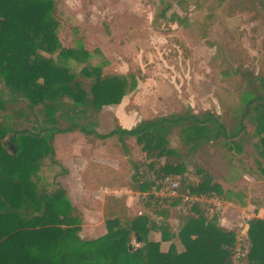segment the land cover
Instances as JSON below:
<instances>
[{
	"label": "trees",
	"instance_id": "16d2710c",
	"mask_svg": "<svg viewBox=\"0 0 264 264\" xmlns=\"http://www.w3.org/2000/svg\"><path fill=\"white\" fill-rule=\"evenodd\" d=\"M162 4L166 17L172 5ZM241 6L264 10V0ZM60 29L57 0H0V264H264V219L248 222L240 263L235 260L237 233L220 226L219 215L209 216L205 206L191 203L179 216L177 237L169 222L171 209L187 197L230 201V193L210 174L199 171L197 183L188 178L184 156L171 147L170 137L182 133L192 143L189 153H195L211 142H247L263 133L264 65L258 73H242L247 89L233 116L187 111L143 119L132 129L117 122L101 134L103 109L120 105L138 89V80L104 76L102 65H89L92 54L82 45H62ZM70 61L85 67L77 73L64 63ZM77 132L92 145L116 137L126 159L117 168L96 160L85 167V182L109 191L102 210L106 233L93 239L82 235L85 214L66 189L41 190L36 180L42 161L55 158L56 137ZM128 140L135 145L128 146ZM178 177L177 194L161 195L167 191L165 180ZM127 192L139 194L141 214L131 215ZM153 233L161 241L152 239ZM138 237L143 244L135 248ZM162 242L171 244L167 252Z\"/></svg>",
	"mask_w": 264,
	"mask_h": 264
},
{
	"label": "rangeland",
	"instance_id": "374dc122",
	"mask_svg": "<svg viewBox=\"0 0 264 264\" xmlns=\"http://www.w3.org/2000/svg\"><path fill=\"white\" fill-rule=\"evenodd\" d=\"M57 1L62 45L70 49L82 45L92 54L89 65H102L104 76H131L139 83L138 89L129 93L120 105L103 109L98 129L101 134L115 129L119 112L121 116L125 113L135 116L133 126L143 119L187 111L233 116V107L247 89L242 73L248 70L258 73L264 65V10L259 6L255 11L242 9L243 2L250 0H201V8L196 5L197 0ZM162 2L172 5L166 17L162 16ZM173 14L179 19L173 21ZM64 63L77 73L85 67L74 61ZM248 130L253 135L254 128L249 126ZM101 142L89 144L79 132L57 136L55 158H45L36 177L41 190L53 191L61 186L66 189L71 202L85 214L82 235L91 239L106 233L102 210L109 191L93 182L86 183L85 167L92 160L114 168L126 162L116 137ZM128 143L135 145L132 140ZM170 144L183 154L185 173L191 181L200 182L199 171L210 174L215 184L230 193V201L236 192H247L245 183L240 189L236 185L245 180L247 172L258 175L259 168L264 169V132L247 142L240 139L211 142L195 153H189L192 143L182 133H174ZM137 153L136 159L140 158ZM176 181L181 184V178ZM263 190L264 186L255 194ZM161 195L168 196L169 192ZM186 201L171 209L170 225L175 222L179 229V216L186 214L191 203L205 206L209 216L228 219L230 230L237 233V239H243L238 241L242 247L239 259L235 251L236 263H240L248 239L245 226L239 224L245 225L246 217L238 216L230 201L216 197H187ZM130 204L131 215L143 212L136 208V204H141L140 197ZM151 217L156 219L155 215ZM173 233L177 237L178 233L174 230ZM158 234L153 233L152 239L156 240ZM133 245L140 247L135 240ZM178 248L183 250L180 243ZM161 250L167 252L168 245L161 244Z\"/></svg>",
	"mask_w": 264,
	"mask_h": 264
},
{
	"label": "crops",
	"instance_id": "0c3cea01",
	"mask_svg": "<svg viewBox=\"0 0 264 264\" xmlns=\"http://www.w3.org/2000/svg\"><path fill=\"white\" fill-rule=\"evenodd\" d=\"M115 107V106H113ZM135 116H128L126 113L121 116L120 112L119 115L117 117L118 122L120 123V125L125 128V129H132L133 127V123H134V118ZM137 121V119H136ZM140 123V121L138 122ZM138 124L136 123V126ZM101 133V132H100ZM110 140V139H109ZM107 140V141H109ZM105 142V141H102ZM101 142V143H102ZM100 143V142H99ZM259 174L258 175H254L253 173H248L245 174V176L243 177V179L245 180H239L237 182V186L240 189L242 187V183L246 184V193L245 192H236L234 194V197H232V200L230 201L229 205H231V207L234 209V212L236 214H238V216H244L246 217V221L247 223L244 225L243 223H240L239 226L243 227L245 226L244 230L246 231V233L248 232V222L254 218H261L264 219V190L260 191L256 193L257 190H259L260 187L264 186V169L262 167L259 168ZM240 177V176H239ZM242 178V177H240ZM245 181V182H244ZM238 191V190H236ZM128 193V199H127V203L128 206L130 207V209H132V206L130 203L134 202L138 197L139 194L138 193ZM254 195H257L256 198ZM263 197H262V196ZM260 196V197H259ZM136 208L137 210H142V206L137 205L136 204ZM142 213V212H141ZM175 222H172V228L176 233H179V229L176 228V226L174 225ZM219 224L220 226L226 228V229H231L230 228V223L228 219L225 218H220L219 219ZM234 225V224H233ZM156 241H161V235H157L156 236ZM162 246L168 245V247H170V243H161Z\"/></svg>",
	"mask_w": 264,
	"mask_h": 264
},
{
	"label": "built area",
	"instance_id": "2783aa9c",
	"mask_svg": "<svg viewBox=\"0 0 264 264\" xmlns=\"http://www.w3.org/2000/svg\"><path fill=\"white\" fill-rule=\"evenodd\" d=\"M164 184L166 185V190L169 192L170 196H175L177 194V191L179 188V183L177 181L166 179ZM240 240H243V239H237V245L235 248V251H237L238 259L242 256V247L239 245V242H238Z\"/></svg>",
	"mask_w": 264,
	"mask_h": 264
},
{
	"label": "water",
	"instance_id": "95a60500",
	"mask_svg": "<svg viewBox=\"0 0 264 264\" xmlns=\"http://www.w3.org/2000/svg\"><path fill=\"white\" fill-rule=\"evenodd\" d=\"M138 241V243H140V244H143V240L140 238V237H138V239H137Z\"/></svg>",
	"mask_w": 264,
	"mask_h": 264
}]
</instances>
